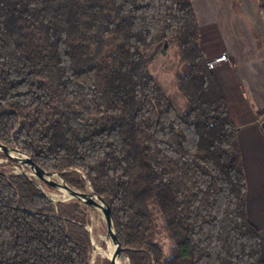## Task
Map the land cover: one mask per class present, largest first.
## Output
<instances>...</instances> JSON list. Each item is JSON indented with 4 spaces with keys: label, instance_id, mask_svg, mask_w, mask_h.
<instances>
[{
    "label": "trees",
    "instance_id": "obj_1",
    "mask_svg": "<svg viewBox=\"0 0 264 264\" xmlns=\"http://www.w3.org/2000/svg\"><path fill=\"white\" fill-rule=\"evenodd\" d=\"M0 142L89 180L138 264H264L193 0H0ZM14 165L0 162V264H91L92 209Z\"/></svg>",
    "mask_w": 264,
    "mask_h": 264
},
{
    "label": "crops",
    "instance_id": "obj_2",
    "mask_svg": "<svg viewBox=\"0 0 264 264\" xmlns=\"http://www.w3.org/2000/svg\"><path fill=\"white\" fill-rule=\"evenodd\" d=\"M257 6L242 0H193L200 23V41L210 60L225 53L226 59L211 67L229 114L238 128L243 166L247 177V211L264 235V21ZM256 7V8H255ZM223 18H235V28H222Z\"/></svg>",
    "mask_w": 264,
    "mask_h": 264
},
{
    "label": "water",
    "instance_id": "obj_3",
    "mask_svg": "<svg viewBox=\"0 0 264 264\" xmlns=\"http://www.w3.org/2000/svg\"><path fill=\"white\" fill-rule=\"evenodd\" d=\"M261 126L264 130V119L261 121ZM7 151H15L25 155L26 157L13 156L8 154ZM0 161L14 162L18 167V173L25 175L53 201L83 203L99 213L103 229V239L105 241L107 251L98 247L93 239L92 227L87 225L94 249L92 252L91 264H95L97 254L102 255L106 264H138L126 252L122 245L110 203L101 194L94 190L89 180L87 181L89 191L77 189L64 179V171L45 169L34 161L25 151L19 149L18 147L6 145L2 142H0ZM47 177H49V180H47ZM39 178H42L44 182L51 187L52 192L48 193L45 186L39 181ZM60 180L64 182L65 186L76 189L82 193H70L62 184L59 183ZM98 205L102 206L101 212L98 209Z\"/></svg>",
    "mask_w": 264,
    "mask_h": 264
},
{
    "label": "rangeland",
    "instance_id": "obj_4",
    "mask_svg": "<svg viewBox=\"0 0 264 264\" xmlns=\"http://www.w3.org/2000/svg\"><path fill=\"white\" fill-rule=\"evenodd\" d=\"M248 3H250V4L252 3L253 6H257L254 0H248ZM232 9L235 12H242V10H243L242 0H234V2L232 3ZM234 19L233 18H228V19L223 18L222 28L225 31V35H229L227 32V29L229 27L231 29L235 28ZM152 69H153L154 73L157 74L158 76L162 75V72L159 70L157 63H155L152 66ZM6 162H8V161H6ZM14 167H15V171L18 172L19 170H18V167L16 166V164L14 165ZM39 179H42V178H39ZM47 191H48V193H50V192H52V189L48 188ZM91 209H92L91 223L87 224V225H90L92 227L93 239L96 242V244L98 245V247H101L103 250L107 251V247H106L105 241L103 239V229H102V223H101L99 213L97 211H95L93 208H91ZM99 211L101 212L100 209H99ZM97 257H99V264H106V261L104 260V258L102 257L101 254H97Z\"/></svg>",
    "mask_w": 264,
    "mask_h": 264
},
{
    "label": "bare ground",
    "instance_id": "obj_5",
    "mask_svg": "<svg viewBox=\"0 0 264 264\" xmlns=\"http://www.w3.org/2000/svg\"><path fill=\"white\" fill-rule=\"evenodd\" d=\"M7 153L10 154V155H13V156L26 157L25 155L20 154V153L15 152V151H7ZM47 180H49V177H47ZM59 183L62 184L65 187V189L68 190L70 193H75V194L76 193L77 194H81L82 193V192L77 191L76 189H73L71 187L65 186L64 182L62 180L59 181ZM98 209H100L102 211V206L98 205Z\"/></svg>",
    "mask_w": 264,
    "mask_h": 264
},
{
    "label": "built area",
    "instance_id": "obj_6",
    "mask_svg": "<svg viewBox=\"0 0 264 264\" xmlns=\"http://www.w3.org/2000/svg\"><path fill=\"white\" fill-rule=\"evenodd\" d=\"M226 58H227V55L225 53H223V54H221L220 56H218L216 58L208 60V65H209L210 68L214 67L216 62H218L219 60H222V59H226Z\"/></svg>",
    "mask_w": 264,
    "mask_h": 264
}]
</instances>
